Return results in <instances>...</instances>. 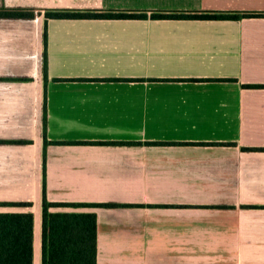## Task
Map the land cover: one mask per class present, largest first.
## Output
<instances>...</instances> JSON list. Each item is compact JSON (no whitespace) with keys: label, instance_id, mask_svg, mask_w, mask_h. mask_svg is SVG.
I'll list each match as a JSON object with an SVG mask.
<instances>
[{"label":"crops","instance_id":"obj_1","mask_svg":"<svg viewBox=\"0 0 264 264\" xmlns=\"http://www.w3.org/2000/svg\"><path fill=\"white\" fill-rule=\"evenodd\" d=\"M0 212H94L96 264H264V0H0ZM46 9L146 12L44 16ZM46 29V37L44 32ZM46 54V77H44ZM250 85V86H247ZM104 141V142H92ZM251 149H245V148ZM109 202L115 206L86 203ZM86 204V205H85Z\"/></svg>","mask_w":264,"mask_h":264},{"label":"trees","instance_id":"obj_2","mask_svg":"<svg viewBox=\"0 0 264 264\" xmlns=\"http://www.w3.org/2000/svg\"><path fill=\"white\" fill-rule=\"evenodd\" d=\"M31 8H0V16L32 17ZM146 12L102 9H46L44 16L67 18L76 16L121 17L144 15ZM153 16H183L200 19H223L243 16H264V12L183 11L151 13ZM46 37V29L44 38ZM44 77H46V54H44ZM250 86V85H247ZM42 189H41V264H96V215L94 212H55L54 206H70L84 203L50 201L45 193V148L50 142L45 122L43 125ZM104 142V141H92ZM251 149V148H245ZM2 205H31L30 201H0ZM91 206H115L116 203H86ZM85 204V205H86ZM32 213L0 212V264H32Z\"/></svg>","mask_w":264,"mask_h":264}]
</instances>
